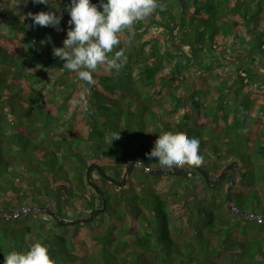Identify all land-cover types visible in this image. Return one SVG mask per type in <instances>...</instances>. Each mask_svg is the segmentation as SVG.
Returning a JSON list of instances; mask_svg holds the SVG:
<instances>
[{"label":"trees","instance_id":"1","mask_svg":"<svg viewBox=\"0 0 264 264\" xmlns=\"http://www.w3.org/2000/svg\"><path fill=\"white\" fill-rule=\"evenodd\" d=\"M90 2L99 6L100 0ZM161 2L167 5L165 11L157 9L134 23L136 42L124 41L133 37L125 29L117 34L120 44L107 55L124 49L126 64L118 73L98 65L91 86L64 69V61L52 54L53 46L62 47L66 39L70 0L58 2L55 8L51 2L40 6V11L61 16V31L35 25L29 10L17 7L20 0L0 2V264L10 251H26L36 240L48 245L56 264H225L218 257L228 259L227 264H264V219L239 217L234 211L235 217L218 215L227 207L232 172L216 184L207 183L192 166L182 175L170 174L172 169L154 173L147 166L160 168L158 160L146 155L163 131L199 138L198 154L204 157L202 167L210 177L222 173V160H238L240 178L232 197L242 204L251 200L250 213L264 217V126L259 129L264 104L253 106L248 87L264 82L254 65L257 55L264 58V0ZM152 24L178 36L195 56L185 54L172 76L165 62L173 56L160 49L157 37L149 32ZM228 43L239 53L237 72L228 76L229 82L235 76L231 85L224 71L216 69L222 64L210 61ZM192 59L220 80L214 88L221 100L212 109L223 111L228 128L232 115L241 128L251 126L238 151L221 153L219 143L207 138L213 133L203 132L202 127L217 126L216 116L198 119L193 115V109H202L206 99L201 94L199 98V92H205L208 100L212 94L199 85L190 89ZM51 77L54 81L47 79ZM44 80L60 83L59 87L46 91ZM191 98L194 105L189 104ZM111 133H120V139L110 145L105 137ZM229 135L223 133L224 143L230 142ZM138 160L144 165H135L127 183L120 186L121 194L113 189L118 184L103 177L107 208L91 223L102 224L109 210L112 217L107 233L93 235L100 245L95 252L78 237L82 224L69 228L71 224H59L46 211L29 209L44 206L66 218L89 216L92 208L103 205V197L88 182V167L96 163L122 179L128 166ZM93 174L102 176L97 168ZM164 176L172 179L167 189L157 183ZM199 181L201 190L198 185L195 188ZM249 191L252 199L247 198ZM116 201L121 210L112 209ZM23 209L28 212L11 216ZM70 210L74 216L68 215ZM125 219L129 222L123 225L115 222ZM189 231L194 234L183 239Z\"/></svg>","mask_w":264,"mask_h":264},{"label":"clouds","instance_id":"2","mask_svg":"<svg viewBox=\"0 0 264 264\" xmlns=\"http://www.w3.org/2000/svg\"><path fill=\"white\" fill-rule=\"evenodd\" d=\"M33 3L48 5L50 0H33ZM54 8L55 4L52 5ZM102 9V11L100 10ZM165 11L167 5L161 0H100L99 6L90 0H70L66 5L69 13V29L62 47L53 46L52 54L59 57L63 68L75 72L87 86L94 83L93 73L98 65H106L110 71L119 72L126 64L124 49L113 53L119 46L118 33L125 29L135 35L134 23L144 20L155 10ZM28 17L40 27H53L61 31V16L55 11L28 13ZM81 101L87 107L83 95ZM120 139V133L106 135L105 142L112 144ZM200 139L190 138L186 133L163 131L159 133L154 147L147 157L157 158L161 169H183L185 166H202L204 157L199 153ZM141 166L144 162L136 161ZM3 264H56L50 258L48 245L41 240L34 241L26 251H10L4 256Z\"/></svg>","mask_w":264,"mask_h":264},{"label":"rangeland","instance_id":"3","mask_svg":"<svg viewBox=\"0 0 264 264\" xmlns=\"http://www.w3.org/2000/svg\"><path fill=\"white\" fill-rule=\"evenodd\" d=\"M1 1L3 2L5 0H0V2ZM20 1H21V4H20V6H17V7L18 8L21 7V10H23V11L29 10V12H31V13H37L41 9V7H40L41 4L33 3V0H20ZM60 1H62V0H50V2L52 4H57ZM0 13H1V10H0ZM17 14H18V17L22 18L23 14H21V12L19 10H17ZM0 19H2V18L0 17ZM3 24H4V22H2V25ZM149 32L151 34H153L155 37H157L158 43L161 45L160 49L162 51L171 53V55L173 56L172 61L167 60L165 62L166 66L170 69V73H169L170 76L173 75L172 73L176 69L175 64L178 63L180 60L185 61V54L191 55V56H193V58H195V56L192 53V50L189 47V45L184 44L178 36L175 37L173 34H168V33H166L167 31H165L164 29L159 28L158 26L153 25V24L149 27ZM174 33L176 34V31ZM124 41H126L127 43H132V42H136L137 38H135L134 36L131 38H124ZM232 48H234L233 44L228 43V45L225 46V49L221 48L220 49L221 51L219 50L218 52L214 53V56H212V59L210 58V61H213V63L220 62L222 64V65H219V68H216V69L224 71L225 78H226L225 81L229 85H231V83H234L233 81L235 79V76H233V79L230 80V82L228 81V79H229L228 76H230V74L232 72H234V73L237 72V69L239 67V62H238V54L239 53L236 51L233 52ZM244 59H246V58H244ZM243 61H245V60H243ZM220 63H218V64H220ZM254 65L256 67V70H257L259 76L261 77V80L264 81V58H263V54L256 56L255 61H254ZM189 66L193 70V73L190 74V76H189V84L188 85H190V89L199 85L203 89L210 90L209 95L212 94V97L210 98V100H208V97L205 96V92H203V91L199 92L198 97L201 98L200 97V94H201L202 97L204 96V99L205 98L206 99L201 104V105H203L202 109H200V108L193 109V111H192L193 115L198 119L201 117L200 115H203L206 118H207V116H216L217 117V121H216L217 126L213 127V130L212 129L210 130V128L208 126L202 127L203 132H206V130H207L208 135H210L209 133H213L212 135H210V137H207V138H212V139H209V140H213L211 142L219 143L220 150H222L221 153L223 152V153L228 155L232 149L238 151L237 149H239L243 145V140L247 139L248 136L250 135L251 126H248L245 129L241 128V126L238 125V121L235 122L236 117L234 118V116L232 115L230 118V122H232V123H231L230 127L228 128V126H227L228 124L224 118L223 111L218 110V112H217L216 109H214V110L212 109L215 102H217V100L219 99L218 96L217 97L215 96V95H217V90H216V88H214L215 81L217 80L216 77L214 76L213 73H209L208 71L202 70V68H200V66L197 64V61L195 59L191 60V62L189 63ZM160 78H161V76L159 75L157 77V79L160 80ZM47 79L50 81H54L52 77L47 78ZM48 80L43 81V85H44V88L46 91L51 92V91H53L54 87H59L60 83H56V84H54L53 82L49 83ZM218 82H220L219 79L216 81V84ZM220 85H221V83H220ZM248 87L250 89L251 102L254 103L253 106L257 105V107L259 108L260 107L259 103L264 104V82L261 83L258 80L256 82H253L252 84L250 83ZM219 100H221V98ZM193 101H194V99L191 98L189 104L194 105ZM158 112H160V110H158ZM241 114L242 113L239 112V116H238L239 118H242ZM177 117H180V115H178ZM252 121L253 120L250 119L249 124H252ZM193 122L194 121H191V123H193ZM263 126H264V111H263L262 120H261L260 126H259L260 131L262 130ZM226 131H228V133L230 134L229 135L230 142H228V143L227 142L224 143V138H223V133H225ZM229 161H234V160H233V158L222 160L223 166H226V164L229 163ZM255 169L258 173L260 172V168H258V167L256 168V166H255ZM238 171H239V168L237 167L236 168L237 179L240 178L238 176ZM171 181H172V179L168 178L167 176H164L157 183L159 184V188L161 186L165 185L164 188L167 189V188H169ZM195 184H196L195 188H197V185H198V189L201 190L202 182L199 181L198 183H195ZM113 189L119 190L120 194L122 193L120 185L118 187H114ZM137 189H138V185H137ZM181 191H184V190L181 189ZM252 197H253L252 192L249 191V193L247 194V198L252 199ZM120 201L122 202V199ZM233 201L237 206L240 207V210H242L243 212L250 213L254 209V206H253L251 200H247L248 202L242 204L240 202V200L238 198H236V196H235ZM216 204L219 205V203H217V202H216ZM214 205H215V203H214ZM205 207H208V206L205 205ZM113 208L114 209L117 208V209L121 210L123 207L120 206L119 204H117V201H116V202H114V207H112V209ZM23 210H24V213L28 212V209H23ZM108 212L103 216V218H102L103 223L102 224H97V223L93 224V223H91L92 221L88 222V223H83L80 230H79L78 237L82 238L86 241L85 246H87L90 249V251H92V252L97 251V249L100 246L99 243L95 240V238H93V235L102 231V230H105L106 228H108L107 226L111 222L110 220L108 222V219L110 217H112L110 215V213H108ZM68 213H69L68 215L74 216L73 210H70ZM222 214L227 216V217H233L231 215L234 213H232V210L230 211V209L228 207V203H227V207L225 209L222 208V211H218L219 216H221ZM236 215L239 217H245L243 214H239V213H237ZM78 217H84V216H78ZM234 217H235V214H234ZM204 218H206V217H204ZM104 219H105V222L103 221ZM115 222L118 225H123V224L129 222V220L128 219L115 220ZM217 224L220 225V223H217ZM70 227H74V225L71 224V225H69V228ZM62 228H65V227L62 226ZM238 231L241 233L240 237L241 238L244 237V234L242 233L241 229H239ZM107 232H108V230H105V233H107ZM229 233H231V230L229 231ZM193 234H194L193 232L189 231V233L187 235H184L183 239H188ZM149 257L151 258L152 256L150 255ZM217 260L221 263H225V264L229 263V260L225 259L223 257H218Z\"/></svg>","mask_w":264,"mask_h":264},{"label":"water","instance_id":"4","mask_svg":"<svg viewBox=\"0 0 264 264\" xmlns=\"http://www.w3.org/2000/svg\"><path fill=\"white\" fill-rule=\"evenodd\" d=\"M136 165V162H133L131 165L128 166L127 170L125 171V174L123 176L122 179H117L116 177L108 174L105 170H103L98 164L96 163H92L89 167H88V171H87V177H88V182L90 183V185L98 192L100 193V195L103 197V205L101 207H95L92 208L90 211V215L89 216H84V217H75V218H66V217H61L59 216L55 211L51 210L50 208L41 206V207H30L29 209H36V210H40V211H46L49 214H51L55 220L59 223V224H83V223H88L94 220L95 216L105 212L106 208H107V204H108V195L105 193V191L102 190V188L100 187L99 183L96 181L94 175H93V168H97L101 175L109 180H111L112 182L123 186L127 183L128 181V177L129 175L133 172V169ZM192 167L197 168L205 177V180L207 181V183H213L216 184L220 179H222L229 170H233L232 171V182L231 185L229 186L228 192H227V203H228V207L230 210L234 211V212H238L240 214L246 215V216H251V217H257L259 218L260 221H262L264 219V217H258L256 215H254L253 213H246L243 212L242 210H240V208H238V206L234 203L233 201V197H232V190L233 187L236 184L237 181V177H236V166H239V162L237 160L232 161L231 163H229L222 171V173L219 175V177L212 179L209 175V171L208 169L202 167V166H194L191 165ZM187 166H185L183 169H174V170H169L170 174H176V175H182L185 168ZM147 169L151 172L154 173H158L159 170L161 168H150L147 166ZM163 170V169H162ZM166 171V170H165ZM24 210H19V211H15L11 213V216H18L23 214Z\"/></svg>","mask_w":264,"mask_h":264},{"label":"flooded vegetation","instance_id":"5","mask_svg":"<svg viewBox=\"0 0 264 264\" xmlns=\"http://www.w3.org/2000/svg\"><path fill=\"white\" fill-rule=\"evenodd\" d=\"M230 162H232V161H229V163ZM229 163H227V164H229ZM227 164H226V166H227ZM225 166V167H226ZM224 167V168H225ZM235 168H237V166L235 167ZM233 170H229L228 172H232ZM227 172V173H228ZM94 175V177H95V179H96V181L99 183V185H100V187L102 188V187H104L105 186V184H104V182H103V176H100V175H98V174H93ZM103 190V189H102ZM104 191V190H103ZM60 216V215H59ZM62 217V216H61Z\"/></svg>","mask_w":264,"mask_h":264}]
</instances>
